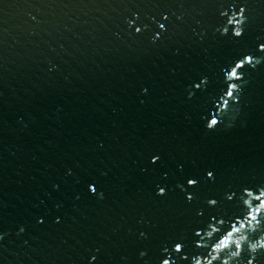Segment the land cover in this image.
I'll return each instance as SVG.
<instances>
[{"label":"water","instance_id":"1","mask_svg":"<svg viewBox=\"0 0 264 264\" xmlns=\"http://www.w3.org/2000/svg\"><path fill=\"white\" fill-rule=\"evenodd\" d=\"M221 4L246 5L239 41L217 30ZM258 39L264 0H0V264H158L230 213L226 191L264 183V60L223 115L220 68Z\"/></svg>","mask_w":264,"mask_h":264},{"label":"snow or ice","instance_id":"2","mask_svg":"<svg viewBox=\"0 0 264 264\" xmlns=\"http://www.w3.org/2000/svg\"><path fill=\"white\" fill-rule=\"evenodd\" d=\"M221 7H224L221 4ZM246 11V5H245ZM137 14L134 16L136 17ZM161 19L164 21L168 20L167 15L161 14ZM131 20V19H129ZM133 21V20H131ZM159 29L161 31L153 35L154 39L163 35V31L167 28L166 23H160L157 21ZM133 25V24H132ZM243 27V26H242ZM134 31L139 34L143 31L142 27H135ZM221 36H226L231 33L233 39L239 41L244 35V30L240 33H234L233 27L229 28L227 26H222L218 30ZM259 58V62L257 61ZM264 60V40H257L256 52L240 50L238 54L231 59L228 63L221 66L220 72L222 74L223 86L220 88L219 92V104L218 107L223 106L225 103L229 104V99L237 96V89L239 87L240 81L246 74V70L249 68H254ZM205 77V76H202ZM200 78L199 82L194 84V87L199 89L205 85L206 79ZM229 85H231V91L229 90ZM214 125L218 124V120H213ZM161 157L158 154H153L150 157L151 162L158 163ZM166 175V174H165ZM204 177L210 182L215 181L216 172L212 168H207L204 170ZM201 180L199 177L189 176L185 180V184L191 185L193 188L199 185ZM90 191H96V187L93 184H89ZM168 192V186L166 184L160 183L156 185V194L159 196H164ZM185 199L192 201L196 199V193L191 189L185 192ZM261 200H264V184H259L255 186L244 185L239 189V195L237 191L229 189L224 193V201L233 206V210L230 213H210L207 220L203 224H199L192 230V240L191 247L189 243L184 238L173 239L170 245H167L166 251L171 252V256H176L177 259H172L171 257H166L168 264H178V261L183 262V264H196L197 257L200 258L201 264H213V262H219L221 257L225 256L227 252L233 250L236 246V242L231 239L236 233H241V229H245L248 232H253L256 227L264 226V207H257ZM206 203L215 208L220 204L219 198L215 196H209L206 198ZM197 215L203 216L202 211L197 212ZM249 221L252 222L253 228H249ZM232 229V231H230ZM227 235L229 242L223 246H219L220 238ZM207 237V239H205ZM251 239V235L245 238L241 242V252L247 264L248 256H252L253 264H258L256 254L258 252L264 251V247H258L254 249L256 253H248L247 257L243 256L245 250H247V240ZM217 244L218 247L213 248L212 245ZM164 247V246H163ZM210 252H215L216 255L209 257L207 261L204 260L205 257L209 256ZM159 264V262H158Z\"/></svg>","mask_w":264,"mask_h":264},{"label":"clouds","instance_id":"3","mask_svg":"<svg viewBox=\"0 0 264 264\" xmlns=\"http://www.w3.org/2000/svg\"><path fill=\"white\" fill-rule=\"evenodd\" d=\"M244 13H245V5L244 4H240L238 7V10H236L232 4H229L228 7H221L219 14L222 17L226 16L227 19L223 25L218 27L217 30H220L222 28V26L232 25L234 33L238 34V33L242 32L244 30V27H242V26L244 25L245 21L247 20V17L245 16ZM135 15H136V13H133V16H135ZM127 23L129 24V26H131L133 24V21L127 20ZM139 27L140 26H137V28H139ZM144 27L147 28V25H144ZM151 39L153 41L156 40L153 38V36L151 37ZM257 61L259 62V58H257ZM202 79H206V77H202ZM246 82H247L246 80L240 81L239 87L237 89V96L232 97L233 101L238 100L241 85L246 83ZM229 90L231 91V85H229ZM142 91H146V89H143ZM189 93L191 95V92H189ZM226 105H228V104L225 103L223 106L218 107L216 109L217 113H219L220 115H223V113H221L220 110L225 109ZM235 111H239L238 105L236 106ZM234 118L235 117L233 115V119ZM213 120H218L217 116L211 115L210 118L205 122V127L208 129H212L214 126H216L212 123ZM70 172H71V169H68L66 174H68ZM261 184H264V183H261ZM257 185H259V184H257ZM53 187H55V185H53ZM180 187H183V186L180 185ZM92 192L95 193L96 191H92ZM99 196L101 198H103V193H99ZM257 207L258 208L264 207V200H261L260 204H258ZM57 219H59V217H57ZM249 228L250 229L253 228L251 221H249ZM21 231H23V228H21ZM230 231H232V229H230ZM140 235L144 236L145 234L143 232H141ZM249 235H251V239H248L246 241L247 246H248L247 247V253H252L253 255H255L256 253L254 252V249H257L258 247H264V226L256 227L253 232H248V231L241 232L239 235L231 237V239L236 242V246L233 250L227 252V254L225 256L221 257L218 264H245L244 258L239 255L241 252L240 244ZM228 242H229V238L227 235H225V236L220 238L219 246H223V245L227 244ZM212 247L216 248V247H218V245L213 244ZM166 249H167V245H165L164 247L161 248L162 257L159 260V264H168V260L166 259V257H171L173 259V257L171 256V252L166 251ZM145 255H146L145 250H141L139 252L140 257H144ZM215 255H216L215 252H210L209 256L205 257L204 260L207 261L209 259V257L215 256ZM96 258H97L96 255L93 254L89 257V260L94 261V260H96ZM196 264H201V260L199 257H197ZM247 264H253V260H252L251 255L248 256Z\"/></svg>","mask_w":264,"mask_h":264}]
</instances>
